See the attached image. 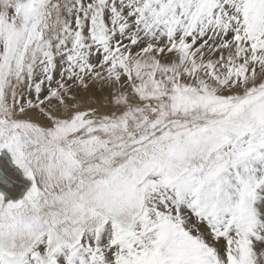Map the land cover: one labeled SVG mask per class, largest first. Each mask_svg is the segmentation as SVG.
<instances>
[{
    "label": "snow or ice",
    "instance_id": "6c2138e0",
    "mask_svg": "<svg viewBox=\"0 0 264 264\" xmlns=\"http://www.w3.org/2000/svg\"><path fill=\"white\" fill-rule=\"evenodd\" d=\"M0 264H264V0H0Z\"/></svg>",
    "mask_w": 264,
    "mask_h": 264
}]
</instances>
